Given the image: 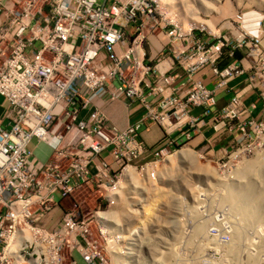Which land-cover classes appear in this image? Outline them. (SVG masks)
Instances as JSON below:
<instances>
[{"label": "built area", "instance_id": "2783aa9c", "mask_svg": "<svg viewBox=\"0 0 264 264\" xmlns=\"http://www.w3.org/2000/svg\"><path fill=\"white\" fill-rule=\"evenodd\" d=\"M173 1L0 0V264H115L117 257L140 264L138 236L100 227L104 239H117L115 249H102L93 237V217L64 204L85 187L109 197L125 170L156 167L206 122L221 137L235 135L225 154L233 150L243 163L260 157L264 165L263 41L233 42L166 24L161 33L188 46L174 53L186 83L175 90L173 76L147 78L152 67L144 63V44ZM238 52V63L220 68L225 56L234 59ZM204 68L218 78L213 88L195 80ZM224 88L231 98L217 109L216 93ZM251 92L261 100L259 117L257 103L244 100ZM123 98L138 101L144 121L162 128L156 146L140 139L139 123L120 129L109 122L105 106ZM197 108L202 112L193 113ZM34 139L50 148L48 162L34 158ZM61 209L63 218L48 230L52 212ZM219 214L209 216L214 224L206 238L221 241L226 252L231 236L227 227L217 229ZM222 259L218 264H227Z\"/></svg>", "mask_w": 264, "mask_h": 264}, {"label": "rangeland", "instance_id": "374dc122", "mask_svg": "<svg viewBox=\"0 0 264 264\" xmlns=\"http://www.w3.org/2000/svg\"><path fill=\"white\" fill-rule=\"evenodd\" d=\"M158 21L160 25L157 27V33L161 32V27L167 24L166 29L172 30L178 27L183 33L194 29L195 33L203 31V33H210L212 36L230 37L233 42L249 37L264 42V0H174L170 11L162 10L158 14ZM233 135L232 133L224 135L222 141L232 136L231 139L234 142L235 135ZM231 146L226 147L225 151H228ZM209 147L201 146L192 149L188 145L183 147L182 150L190 151L193 159H187L182 163L177 162V153L182 151L181 148L174 150L171 154L163 157L156 167L149 168L146 172L133 171L130 183L127 185V181L121 183V180V186L118 185L117 188L120 180L118 176L113 188L116 193L115 199L109 198L105 191L101 192L96 188L85 187L70 197L64 206L68 210L79 211L82 216L93 217V237L102 249H115L117 239H112V237L104 239L100 233V227L106 232L117 231L120 233L122 229L125 232L124 235L138 236L139 240L144 239V242L145 238L149 236L148 240L152 238L156 243H163V238L169 236L167 239L171 241L169 240L168 243L177 247L179 256L181 255L186 260V264H201L205 260H211L212 262L207 261L210 264L213 262L218 264L224 253L238 257L239 262L243 264L246 261L248 263L250 257H252L251 264H259L260 259H263L261 264H264V251H262V246L260 247L261 240L264 239V222L259 220L253 222L247 216H243L240 209L232 208L233 206L229 202L231 196L237 195L240 185L243 186L247 180H252L245 174V162L254 159L259 167V159L258 157H244L243 163L242 159L237 157L238 155H232L233 150L229 151V154H225L224 151L221 153L219 150ZM261 164L264 168L262 162ZM261 173L264 174L263 171ZM103 194L105 195L103 196ZM227 196L229 200H226ZM210 199L214 200L211 207ZM200 206L201 208H199ZM260 207L259 211L264 215V204ZM221 211L232 216L230 221L233 223L234 232L243 228L244 238L237 245L236 243L233 245L235 246L233 251L237 254L228 252V248L225 252V249L220 245L217 249L207 248L204 253L198 254L199 248L203 249L206 246L202 244L199 248L195 247V242H200L202 239L201 236H198L197 239H194L197 235L192 236L194 221L204 222L203 219L198 220L200 213L213 216V213ZM98 212L113 213L115 217L109 221L110 223L101 224L104 226L102 227L98 225L99 220L96 215ZM64 213L65 211L61 209L49 221L47 229L52 231L61 221ZM203 224L205 227L206 222ZM212 224L214 223L210 220L207 229H210ZM227 225L226 227L232 226L230 223ZM204 227L201 232L197 233L198 235L205 233ZM178 234L180 236L177 237ZM175 236L177 239H174ZM189 236L194 240L191 241ZM210 245L213 248L214 244ZM140 246L136 252V255L139 256V263L150 257L149 245L141 244ZM154 249L157 254L156 258H158V254L160 255L162 252L158 249L157 244ZM231 249L234 247L229 250ZM211 250L216 253L217 259L210 252ZM245 252L251 253L248 255L249 258H246L245 254L248 253ZM228 257L225 259H228L229 263L235 259L233 256ZM126 261L127 264H138L135 260L133 263L127 259ZM173 261L174 259H169L167 262L171 264ZM65 264H69V262ZM112 264L114 263L112 262Z\"/></svg>", "mask_w": 264, "mask_h": 264}, {"label": "crops", "instance_id": "0c3cea01", "mask_svg": "<svg viewBox=\"0 0 264 264\" xmlns=\"http://www.w3.org/2000/svg\"><path fill=\"white\" fill-rule=\"evenodd\" d=\"M152 36L153 37H150V40L144 44L143 52L145 65L152 67V71L147 75V78L154 81L155 77H159L160 74L173 76L172 88L177 90V88L186 83V76L182 68L178 66L174 53L185 50L188 46L186 42L173 39V37H170L165 33H161L160 31L157 33V30ZM242 54L243 53L238 52L234 59L225 56L221 62L220 68H224L230 63H238L243 58ZM195 80L201 81L204 85L213 88L218 81V78L214 76L210 68H204L195 75ZM185 90L186 89H182V92ZM171 91L172 90L169 92ZM216 98L217 109H221L228 103L231 94L228 92L227 88H224L216 93ZM244 100L246 105H250L254 102L257 103L258 108L254 111V115L259 117L262 104L257 94L251 92L245 96ZM104 110L109 122L120 129H125L130 125H136L139 123L140 139L150 147L156 146L164 136L163 130L159 125L144 121L145 111L138 101L123 98L119 102L106 105ZM201 112L202 111L199 108L193 110V113L195 114ZM221 136L217 135L209 123L206 122V124L200 126L194 139L188 144V146L191 149L201 146H210L209 148L219 150L222 153L225 151L226 147L231 146L233 139H231L232 136H230L222 141L224 137ZM175 138H178V135H176ZM29 149L36 160L46 163L50 159V148L48 145L41 143L36 139L32 140ZM58 212L59 211L54 210L51 215H56Z\"/></svg>", "mask_w": 264, "mask_h": 264}, {"label": "bare ground", "instance_id": "6f19581e", "mask_svg": "<svg viewBox=\"0 0 264 264\" xmlns=\"http://www.w3.org/2000/svg\"><path fill=\"white\" fill-rule=\"evenodd\" d=\"M187 159H193L192 155L190 154V151L189 150H182L181 152L177 153V162L178 163H182L184 162L185 160ZM259 159V167L258 165H256V160L254 161V159H251V160H248L246 161L245 165V174L248 175V177L252 178V180H247V182L242 186L240 185L238 187V192H237V195L235 196H231V200L229 201L231 203V205L233 206L232 208H238L240 209L241 213L243 216H247L250 220H252L253 222H255L256 220H259L261 222H264V215L260 213L259 211V208L261 209L260 205H263L264 204V174L261 173V171L264 172V168L261 164L262 160L260 157H258ZM194 163V162H193ZM259 168V169H258ZM261 169V171H260ZM132 170H125L124 173L122 174L121 176V183H126L127 181V185L130 183V178H131V175H132ZM252 174V175H251ZM241 175V174H239ZM238 176V175H237ZM240 177V176H239ZM247 177V176H246ZM254 180V181H253ZM120 181L119 183L117 184V188H118V185H120ZM253 181V182H252ZM218 184V183H217ZM222 184V183H221ZM231 184V183H230ZM121 186V185H120ZM124 188V187H123ZM232 188V187H231ZM120 190H123V189H120ZM113 191V192H112ZM117 191V190H116ZM115 196H116V193H115V190L112 189L109 193V198H114L115 199ZM230 198V197H229ZM228 199V196L226 197V200ZM229 200V199H228ZM115 201V200H114ZM205 201V200H203ZM212 202H214L213 199H210V207L212 206ZM226 202V201H225ZM228 202V201H227ZM203 203V202H202ZM203 205V204H202ZM201 205V206H202ZM201 206L199 208H201ZM209 207V208H210ZM205 210L206 208L203 207ZM204 209L202 211H204ZM231 210V209H230ZM237 210V209H236ZM100 213V214H99ZM97 213V218L98 220H100V222L102 221H110V220H113L112 218L115 217L113 215V213H101L99 212ZM221 214V217H219L218 219L221 218V223H217L219 225H217V229H221V230H225L224 228H226V226H228L227 224H231L232 226L229 225V227H227V236H231L230 238V241H229V244L226 246V248H228V252L231 251L233 252L234 254H237L235 253L233 250H235V246H233L235 243L237 245V243H240L242 241V239L244 238V231H243V228L241 230H237L234 232V228H233V223L230 221L231 219V215H227V213H224L223 211L219 212ZM99 214V216H98ZM198 214V212H197ZM219 214V215H220ZM112 215V216H110ZM193 216V215H192ZM195 217V216H193ZM198 217H200V219L198 220H204V222H206V225L204 227V222L202 223V221H194V225H193V234L192 236H196L194 239H197L198 236L202 239L200 242L196 241L195 242V247H198L202 244H204L206 247H204L203 249H200L199 248V251L197 252L198 254H201V253H204V251L207 249V248H210V249H217V247L219 248V245H221V241L219 242H216V239L213 237L212 239L208 240L206 238V235H207V231L209 229H207L208 227V222L211 220V218L209 217V215H205L203 213H200V215L198 214ZM215 219V218H214ZM255 220V221H254ZM196 222V223H195ZM217 222V221H215ZM118 225V224H117ZM203 227H204V232L205 233H201L200 235H198L197 233L201 232L203 230ZM233 230V232H232ZM232 232V234H230V232ZM171 232V231H170ZM177 233H179L178 231H176ZM181 232H182V229H181ZM196 232V233H194ZM172 233V232H171ZM176 233V234H177ZM169 234V233H168ZM262 234V233H261ZM180 236L179 234L177 235V237ZM209 236H214L212 235L211 233H209ZM174 237V236H173ZM177 237L175 236L174 239H177ZM222 236H220L221 238ZM226 237V236H225ZM167 238H169V236H167ZM167 238H163V243L161 242H154L152 238H150L151 240H148L149 239V236L148 238H145V242H144V239H141L139 241V244H146V245H149V249H150V257L144 259V261H141L140 264H168V260L169 259H174L173 263L171 264H186V260L180 255L179 256V252L177 250V247L174 245H171L170 242L168 243V240ZM173 239V240H174ZM189 239L191 241H193L194 239L192 237L189 236ZM182 240V238L180 239V241ZM151 241V242H150ZM171 241V240H170ZM179 241V242H180ZM205 241V243H204ZM154 242V244H153ZM155 244H157V247L158 249L162 252L160 255L158 254V258H156L157 254H155ZM210 244H214L213 245V248L211 247ZM178 245V244H177ZM262 246V251H264V239L261 240V244H260V247ZM234 249H231L229 250L230 248H233ZM197 248V249H198ZM240 248V247H239ZM242 248V247H241ZM222 249V248H221ZM218 251V250H217ZM214 257L216 255L215 252H213L212 250L210 251ZM228 256H233L235 257L234 261H231L229 259V261H231L230 263L228 262V264H237V263H242V262H239L240 260H238L236 256L234 255H230V254H224V258H229ZM254 256V255H253ZM211 258V256H209ZM208 257V258H209ZM223 257V256H222ZM240 257V256H239ZM124 257H117L116 258V262L115 264H127L125 261V259H123ZM161 258V259H160ZM216 258V257H215ZM249 258V257H248ZM157 261H155V260ZM217 259V258H216ZM252 257H250V261L248 260V264H251L252 261H251ZM159 260H166V261H159ZM223 260V259H222ZM129 261V260H128ZM209 261L211 260H205L203 261L201 264H210L208 263ZM150 262V263H148ZM171 262V260H170ZM212 262V261H211ZM227 262V261H226ZM200 264V263H199ZM211 264H214L211 263ZM216 264V263H215ZM222 264H225V262L223 261ZM243 264V263H242Z\"/></svg>", "mask_w": 264, "mask_h": 264}]
</instances>
